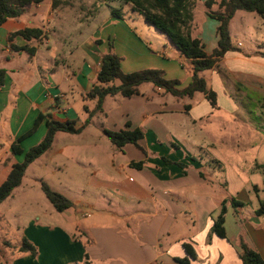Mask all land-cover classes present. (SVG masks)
Wrapping results in <instances>:
<instances>
[{
  "label": "crops",
  "instance_id": "crops-1",
  "mask_svg": "<svg viewBox=\"0 0 264 264\" xmlns=\"http://www.w3.org/2000/svg\"><path fill=\"white\" fill-rule=\"evenodd\" d=\"M205 1L197 0L196 9L204 10L195 9L194 26L210 54L218 46L219 23L206 14ZM53 6L54 0L32 4L0 27V186L24 159L12 154V144L43 116L36 132L21 142L24 152L41 141L49 119L75 121L82 131L57 133L52 149L28 169L43 161L61 174L60 188H82L84 195L93 196L70 199L67 191L58 190L74 204L62 213L54 209L66 220H29L22 232L19 229L18 242L25 236L39 254L12 257L9 264H179L177 259L185 257L190 264H243L241 237L264 258V216L256 213L264 200V57L259 54L264 19L261 33L249 43L232 32L240 11L232 19L230 33L237 50L203 74L217 95L216 107L204 94L178 100L145 83L140 95L107 97L103 111L84 126L89 119L85 107L92 111L97 104L84 96L97 84L109 41L123 58L125 72L160 69L166 78L180 80L181 87L191 81L190 61L172 43L163 46L138 34L125 19L112 17L96 32L88 31L100 8L83 20L71 8ZM27 29H41L43 35L10 40ZM246 32L245 37L250 29ZM115 33L119 36L112 37ZM74 57H80L79 67ZM233 85L246 88L245 107L234 98ZM96 119L99 128L92 131ZM134 129L144 133L139 145L145 152L134 144L119 149L105 133ZM225 145L232 146L236 166L229 179L222 158ZM142 161V168L132 166ZM24 186L23 179L4 202ZM230 198L245 206L235 209L227 203L226 238H220L212 227L222 202Z\"/></svg>",
  "mask_w": 264,
  "mask_h": 264
},
{
  "label": "trees",
  "instance_id": "trees-1",
  "mask_svg": "<svg viewBox=\"0 0 264 264\" xmlns=\"http://www.w3.org/2000/svg\"><path fill=\"white\" fill-rule=\"evenodd\" d=\"M43 0H0V27L9 20L16 19L23 15L27 7L32 4H38ZM110 0H54V9H76L85 13L83 20L91 17L98 9ZM129 5L133 12L139 13L146 23L153 26L157 31L164 34L168 40L190 61L191 81L181 87L182 83L177 79L166 78L165 72L160 69L147 68L130 73H124L121 70L123 58L114 52V46L111 41L108 43V52L102 56V67L98 74L97 84L93 89L85 94L86 100H97L94 110L89 111V119L85 125H88L91 118L103 111L104 100L109 96L121 95L125 98H131L140 95V86L145 83H151L155 88L170 94L178 100L192 98L197 93L204 94L212 107L217 106V95L209 88L207 79L203 75L205 71L215 68L219 61L230 51L237 48L233 45L230 33V23L239 11L248 13H257L264 19V0H206L204 6L206 14L216 20L219 25L217 33L219 37L218 46L212 53H207L200 38L196 36L194 26L195 9L197 0H120ZM113 18H122L124 15L120 9L112 8ZM16 35H21L26 39L41 38L43 31L41 29H27L10 36L12 40ZM100 43V41H98ZM30 55L35 50L25 48ZM264 57V48L259 52ZM4 71L0 70V84L3 82ZM43 116H39L33 128L26 134L19 137L12 144V154L24 155L20 163L14 164L7 179L0 186V205L11 197L14 191L21 186L29 166L39 159L42 155L52 149L57 133L78 134L82 128H76L75 121H61L49 119L46 122L47 131L41 141L31 147L27 152L21 148V142L33 135ZM110 142L121 149L127 144H134L143 152L144 149L139 145V141L144 137L141 129L105 131ZM165 162L172 163L165 159ZM145 162L132 163L135 168H142ZM179 166L185 167L182 163ZM41 189L53 208L62 213L73 207V202L64 194L55 191L43 180L40 181ZM230 203L235 209L245 206L234 198L225 199L222 202L221 212L214 220L212 232L220 238H226L225 214L227 212V203ZM257 215L264 216V200L261 202ZM240 252L239 256L243 264H264V258L261 254L250 246L242 237L238 241ZM3 245L10 252L12 257L31 255L37 257L38 248L25 236L17 243L4 242ZM190 258L193 254L187 249ZM179 264H190L188 257L178 258Z\"/></svg>",
  "mask_w": 264,
  "mask_h": 264
},
{
  "label": "rangeland",
  "instance_id": "rangeland-1",
  "mask_svg": "<svg viewBox=\"0 0 264 264\" xmlns=\"http://www.w3.org/2000/svg\"><path fill=\"white\" fill-rule=\"evenodd\" d=\"M112 8L120 9L124 17L116 19H125L131 22L133 30L138 34H142V36L145 38H150L154 43H161L163 46L165 44L169 46L171 45V42L164 34L160 33L153 26L146 23L139 13L133 12L129 5L124 4L120 0H110L104 3L100 7L99 11L94 15L93 23L90 25V27H88L87 30L94 33L101 26L104 20H109L110 18H112ZM73 10L77 12L76 14L79 15V18L85 15V13L81 11H76L75 8ZM201 10L203 11L204 8L198 6L196 12L199 13L201 12ZM243 18H246V20ZM260 21L261 17L257 13L240 11L234 19L232 32L233 34H240L242 36L240 40H242L244 43H249L250 38L256 37L257 35H259V33H261ZM76 24L79 25L78 23ZM80 26L81 25H79V27ZM248 29H250V33L248 34L249 36H243V34ZM114 36L118 37L119 34L115 33L112 35V37ZM156 48L159 47L157 46ZM72 61L73 63H76L78 67L81 65L80 57H74ZM121 70L124 73H127L123 68H121ZM234 88L237 90H234V98L237 101L243 102V107H245L246 88L241 86H234ZM99 122L100 121L96 119L94 124L90 125V129L92 131H97L99 128ZM224 147L225 148H223L222 150L225 149L226 153L222 155V158L224 159L223 162L226 168V175L229 179V174L236 168L234 164L235 158L234 156H232V154L230 155V151L232 149L230 147L232 146L225 145ZM239 157L242 158L241 155ZM56 172L54 173L53 168L46 166L43 161H38L35 165L27 170L25 174L26 176L24 177L25 186L22 187L23 189H21L16 193V195H14V199H11V201L8 202H4L0 205V264H9V261L12 259V255H10V252L6 251L7 249L5 248L3 243H17L18 236L20 235L19 229L22 232L23 226L29 220L35 219L34 221H36L39 216L42 217L41 221L47 224L56 222L63 224L66 220L64 215H61L54 210L52 204L43 193L40 185L41 180L45 181L53 190L67 191V193H69L67 195L70 197V199H77V197L81 199H87L92 194L86 193L84 195L83 190H81L82 188L72 189V187H70L69 192L66 188H60L58 180L61 179V174ZM82 208L83 207H81V209ZM70 212H72L71 214H73L74 211Z\"/></svg>",
  "mask_w": 264,
  "mask_h": 264
},
{
  "label": "built area",
  "instance_id": "built-area-1",
  "mask_svg": "<svg viewBox=\"0 0 264 264\" xmlns=\"http://www.w3.org/2000/svg\"><path fill=\"white\" fill-rule=\"evenodd\" d=\"M239 45H241V44H239Z\"/></svg>",
  "mask_w": 264,
  "mask_h": 264
}]
</instances>
